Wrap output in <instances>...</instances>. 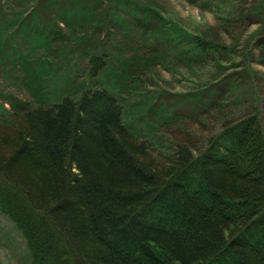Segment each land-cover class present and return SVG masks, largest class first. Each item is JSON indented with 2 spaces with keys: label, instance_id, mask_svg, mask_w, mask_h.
I'll list each match as a JSON object with an SVG mask.
<instances>
[{
  "label": "trees",
  "instance_id": "obj_1",
  "mask_svg": "<svg viewBox=\"0 0 264 264\" xmlns=\"http://www.w3.org/2000/svg\"><path fill=\"white\" fill-rule=\"evenodd\" d=\"M32 28L20 41L36 40L26 35ZM194 42L196 57L213 51ZM89 63L97 77L106 56ZM201 103L207 113L221 102L199 100L191 116ZM124 111L109 89H90L19 112L3 128L0 214L27 243L30 263L264 264L260 112L225 120L201 149L179 144L162 163Z\"/></svg>",
  "mask_w": 264,
  "mask_h": 264
},
{
  "label": "rangeland",
  "instance_id": "obj_2",
  "mask_svg": "<svg viewBox=\"0 0 264 264\" xmlns=\"http://www.w3.org/2000/svg\"><path fill=\"white\" fill-rule=\"evenodd\" d=\"M194 39L212 45L208 57L194 56ZM98 54L107 66L92 78ZM99 88L162 163L179 144L201 149L227 119L257 110L264 125V0H0V134L19 112ZM216 95L219 107L191 116ZM0 264H31L1 214Z\"/></svg>",
  "mask_w": 264,
  "mask_h": 264
},
{
  "label": "bare ground",
  "instance_id": "obj_3",
  "mask_svg": "<svg viewBox=\"0 0 264 264\" xmlns=\"http://www.w3.org/2000/svg\"><path fill=\"white\" fill-rule=\"evenodd\" d=\"M205 56L206 57H208L209 56V54H205V55H203V57L202 58H205ZM260 115H261V113H260ZM261 120H262V115H261ZM169 123V122H168ZM169 124H167V126H168ZM197 148H198V145H197ZM13 224V223H12ZM14 225V224H13ZM25 247H26V250H27V255L29 254L28 253V248H27V243L25 242Z\"/></svg>",
  "mask_w": 264,
  "mask_h": 264
}]
</instances>
